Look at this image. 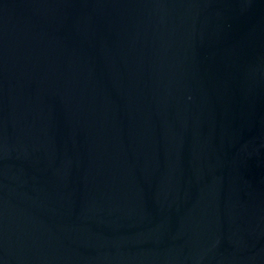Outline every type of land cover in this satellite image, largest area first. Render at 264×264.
Returning a JSON list of instances; mask_svg holds the SVG:
<instances>
[{
	"label": "water",
	"instance_id": "1",
	"mask_svg": "<svg viewBox=\"0 0 264 264\" xmlns=\"http://www.w3.org/2000/svg\"><path fill=\"white\" fill-rule=\"evenodd\" d=\"M0 264H264V0H0Z\"/></svg>",
	"mask_w": 264,
	"mask_h": 264
}]
</instances>
